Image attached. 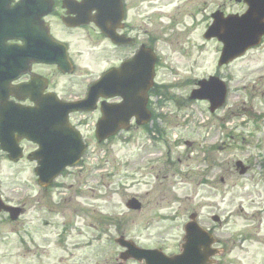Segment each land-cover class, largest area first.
<instances>
[{"label": "rangeland", "instance_id": "1", "mask_svg": "<svg viewBox=\"0 0 264 264\" xmlns=\"http://www.w3.org/2000/svg\"><path fill=\"white\" fill-rule=\"evenodd\" d=\"M218 9L235 13L245 7L234 0H145L133 22L145 38L160 39L159 52L172 65L158 72L167 99L155 123L162 134L133 129L126 133L129 143L116 139L111 153L89 154L84 168L67 172L48 190L38 186L27 160L13 164L0 152L3 200L27 210L14 223L0 215V264H138L119 260L115 238L177 253L193 213L219 239L216 247L224 254L217 264H264V81L258 82L264 46L216 73L220 46L203 34ZM87 36L65 35L78 57L73 75L46 71L63 95L75 96L70 94L114 58ZM212 75L235 77L229 81L231 102L215 114L205 102L188 104L196 83ZM221 120L231 122L223 127ZM237 161L250 168L247 175L236 170ZM98 164L104 168L96 171ZM131 196L144 203L142 212L126 209Z\"/></svg>", "mask_w": 264, "mask_h": 264}, {"label": "water", "instance_id": "2", "mask_svg": "<svg viewBox=\"0 0 264 264\" xmlns=\"http://www.w3.org/2000/svg\"><path fill=\"white\" fill-rule=\"evenodd\" d=\"M2 10V7L0 8ZM8 13V12H7ZM0 18H1V22H2V26L5 29L3 36L0 38V52H9L11 51L10 48H5L4 47V41L12 38L11 36L8 35V33H11L10 30L12 28L11 22L12 19L8 16H6L4 13H0ZM45 33L47 34L46 30ZM245 33H242V37H244ZM208 37V36H206ZM238 39V37H235L234 39L230 40V41H234ZM209 85L207 84H202L201 85V90L198 91L196 93V97L197 98H203V99H210L211 103H212V108L211 110L214 111L216 108H218L219 106H221L222 102H223V93L217 88V89H213V94L211 95H205V96H200L199 94L201 93V91L205 90L208 88ZM195 98V97H194ZM131 98L129 100L126 101V103L124 104V106L122 108H120V111L122 110L123 113H126V111H128L130 113L131 111ZM135 113V111H133V114ZM131 115V114H130ZM130 115H128L130 117ZM137 115V114H136ZM138 116V115H137ZM139 117V116H138ZM111 121V120H109ZM108 122L103 123L104 127L102 130V133L99 132L98 129V137L100 140H104L105 138L114 135L117 132V128L114 129H107L105 130V126H107V124H109ZM114 122V124L116 123L115 121H111ZM121 128V127H119ZM12 144L10 145H6V148L10 149V147L12 148ZM63 163L61 165H64V167L68 166L67 163H65L66 161H62ZM240 166V164H238ZM61 169H55L54 171H52V175L55 176V174H57V172H59ZM44 173L43 169H39L38 173L40 174ZM245 170H242V173H244ZM40 177L43 178L44 175L40 174ZM44 186L45 183H42ZM130 208L133 209H139L138 205H135L134 203H131ZM4 210V211H9L10 212V208L5 207L1 201H0V211ZM12 214V212H10ZM18 211H16L14 214H12V218L16 219L18 216ZM195 216H192L191 219H194ZM185 244L183 246V249L185 250L184 255L179 256V258H175L172 260V262L166 260V261H159L160 258H164L167 259L166 257H164V255H162L159 252H154V251H144V250H136V248H134L132 246L131 243H128L126 241H124L123 238L117 240L116 242L122 246L128 249V251L126 252V254L124 256H122L123 259H129V258H134L136 260H147V264H196L193 263L192 260L195 258H201V260H204L210 256H212V254L207 253L205 251L206 248H208L210 246V241L202 234L200 233L197 229H195V226L193 223H190L186 226V237L184 239ZM203 263V262H202ZM204 264V263H203Z\"/></svg>", "mask_w": 264, "mask_h": 264}, {"label": "flooded vegetation", "instance_id": "3", "mask_svg": "<svg viewBox=\"0 0 264 264\" xmlns=\"http://www.w3.org/2000/svg\"><path fill=\"white\" fill-rule=\"evenodd\" d=\"M56 16L59 17L61 20L62 18L65 17V12L60 9V11H57ZM55 24L52 23V33L55 35ZM60 29H62L59 34H60V39L59 40H65V35L66 33H71L74 31V29H70L64 26H59L57 25ZM108 30L110 33L116 38L117 42H114L113 40L103 37L101 33L97 32L94 30V34H100L101 37L104 39V41L107 43V51L111 52L113 54V59L109 60V67H118L120 66L123 62L128 61L129 59H132L136 56L137 52L145 46L144 44V38L141 35L139 37H134V33H138L137 30L133 27L130 26L128 23V18L127 16L124 17V20H112L108 24ZM57 70V69H56ZM45 71L42 69V67L37 68L38 73H42ZM56 74V71H51ZM62 75V73L60 72ZM46 77H49L48 74ZM49 80V79H48ZM88 87L82 84L78 87V89L74 90L70 95H75V96H68V97H61L60 99L65 101V102H73L77 100H82L84 99L86 92H87ZM108 103V104H118L120 102L119 98H113V99H99L96 103V109L93 112L86 113V114H70L69 116V128H74L77 131H81L84 138L86 139V142L88 143L89 147L91 146L90 142L88 141L87 138L89 136L95 137V128L97 121L100 119L101 114H100V106L103 103ZM134 127L132 128V130ZM26 146L32 149L29 152H32L35 150V145L31 143H25ZM94 148H99V146L95 145L93 146ZM110 148V147H109Z\"/></svg>", "mask_w": 264, "mask_h": 264}]
</instances>
